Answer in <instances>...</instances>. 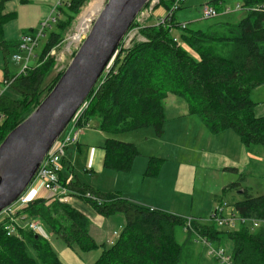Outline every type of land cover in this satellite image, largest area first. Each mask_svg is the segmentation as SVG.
<instances>
[{
    "label": "trees",
    "instance_id": "trees-1",
    "mask_svg": "<svg viewBox=\"0 0 264 264\" xmlns=\"http://www.w3.org/2000/svg\"><path fill=\"white\" fill-rule=\"evenodd\" d=\"M86 1H62L57 8L58 16L45 29L47 41L35 66L11 76L5 74L8 88L15 96L0 94L3 115L0 143L60 77L63 71L51 82L47 80L53 61L45 58V53L63 38ZM172 1L158 0L155 7L169 13ZM242 1L239 7L247 13L236 23L223 21L205 29H191L188 25L181 29L175 12L169 13L170 20L168 15L165 17L164 24L133 23L132 26H140L139 34L144 40L133 39L127 48L112 56L84 111L85 119L96 116L98 129L108 135L103 145L105 168L127 172L139 155L133 143L121 141L115 134L150 127L156 135H162L164 101L169 94L183 99L189 113L198 116L209 132L232 130L244 145L264 148V115L254 114L255 103L250 98L253 88L264 87V50L260 47L264 42V0ZM11 17L3 13L0 0V52L4 58L15 52L18 45V40L6 41L2 36V26ZM160 164L161 159L149 157L145 175H154ZM237 185L240 184L234 182L227 188ZM68 186L74 196L99 214L124 216L125 224L113 244L97 245L88 233V218L69 202L39 197L20 213L41 220L55 238L72 250L88 252L100 248L92 264H183L190 258L186 248L189 239L179 243L174 236L176 227H185L186 219L182 216L129 201L115 193L98 192L75 181ZM86 192L93 198H86ZM242 194V199L232 203L231 211L262 220L260 227L222 230L211 220L204 223L190 218L191 229L187 232L215 243L224 251L221 246L225 244L232 264H264V193L254 196L243 189ZM215 202H220L219 196ZM0 264L64 263L40 232L18 229L6 236L0 226Z\"/></svg>",
    "mask_w": 264,
    "mask_h": 264
},
{
    "label": "crops",
    "instance_id": "crops-1",
    "mask_svg": "<svg viewBox=\"0 0 264 264\" xmlns=\"http://www.w3.org/2000/svg\"><path fill=\"white\" fill-rule=\"evenodd\" d=\"M33 1L34 0H3V13L12 15V17L2 26V31L6 41H17L18 39L16 40V38L19 35L21 36L34 31L38 28L41 21L45 19H51V22H54V18L58 16V5L64 0H36L39 2L37 9L30 12L25 11L26 9L24 8L33 3ZM216 1V7H223V0ZM163 12L164 11L161 8V10L156 13L155 21L149 24H155ZM7 27V32H5V28ZM32 57H35V55ZM2 58L3 66L0 62V94L3 93L4 90V87L2 89V82L5 80V74L7 73V75L11 76L18 73L23 66L21 65L22 63L13 61L11 55H9V59L11 60L13 66L10 70L7 66L8 57L4 58L2 55ZM250 98L255 103L254 114L256 116L264 115V87L258 86L253 88L250 92ZM164 113V126H166L167 129L172 130V140L173 142H176V144L173 143L170 144V146L168 145L166 153H171L173 155L175 148H178V152L182 150L186 155L192 151L195 153H203L204 150H210L211 152L209 153V156L215 157V151L219 150L220 153H225L227 156L234 157L236 150H239L238 148L246 146L232 130H224L216 134L209 132L198 116L189 113L187 103L179 97L171 94L166 97L164 101ZM98 132L104 134L103 139L101 136H97V133L95 132L84 131L79 135L77 144L66 149L61 160L62 168L60 177L62 180L71 177V181L89 186L98 192L109 194L115 193L129 201L167 212H171L169 206L172 204L171 195L167 193L162 194L161 192L158 193L156 190L147 188V185L152 182L153 179H156L157 181L161 179V177L165 178L171 188V191L178 194L180 196L179 198L189 195L192 187V178L195 172V168H193L190 162L191 156H185L183 159L174 156L172 160H167L169 158V154H167V156H165L166 158H164V156H158V152H151L152 155H150V152L144 153L139 150V155L134 158L129 171H116L104 167L103 162L105 152L103 145L108 135L101 132L99 129ZM114 137L119 140L123 139L117 137L116 135H114ZM224 139L226 144L223 143ZM129 142L133 144L137 143L131 141ZM135 145L136 144H134V146ZM216 145H219V149L216 148ZM250 146L246 147L255 151H248L246 149L247 153L246 159L244 160L245 163H247L249 159L253 160V158H256V149L255 147ZM205 155L208 156L207 153H205ZM209 156L206 162L207 165L212 163L209 161ZM79 157L84 158V163L86 165L84 168L86 172H90L92 170L98 172H102V170L110 171L111 175L108 177H110V180L113 179L114 183H108V186H103V188H101L98 185L80 180L73 170L74 163H76ZM149 157L159 158L162 162L154 175L147 177V175H145V170ZM200 157L201 155L195 158V162H201ZM236 187L240 188L238 193L243 195L242 191L245 187L241 185H237ZM36 196L46 198L47 194L39 189ZM216 197H218V195H213L214 202ZM79 200L81 202L74 201V205H71L70 202L69 204L88 218V233L94 242L97 245L108 246L109 244L107 243V239L118 237L120 231L122 230L125 224L124 216L117 213L122 217H116L109 221V216L99 214L93 207L86 204L83 200ZM213 209V207L210 208V214ZM192 249L194 250L193 247ZM55 251L60 258L63 256L69 264H92L94 262L87 263L83 261L79 255H76L75 252L71 248L67 247L63 242L56 243Z\"/></svg>",
    "mask_w": 264,
    "mask_h": 264
},
{
    "label": "rangeland",
    "instance_id": "rangeland-1",
    "mask_svg": "<svg viewBox=\"0 0 264 264\" xmlns=\"http://www.w3.org/2000/svg\"><path fill=\"white\" fill-rule=\"evenodd\" d=\"M93 1H100L102 4L101 6H103L106 0H87L83 7L80 9L77 16L72 20L69 28L63 33V38L60 39L59 42H56L54 46H51L50 49H48L49 51L46 52L47 54L45 53L44 57H49L53 61L52 70L48 75V81L59 75L65 69L73 53L77 50L78 46L80 45L82 39L75 42L71 40V37L75 31V26L77 25L79 15L82 12L83 8L88 6V4ZM211 1L213 0H184L180 8L175 11V20H177L179 23H187L188 27L191 29H205L207 26L216 22L229 21L232 23H236L247 13L245 9H240L237 6V4L242 5V0H223V7H216L217 5H214ZM204 3H209L212 6L214 5L219 11L218 15L209 19H200L199 14ZM38 4L39 2L34 0L33 3L29 4V6H26L24 9H26L25 11L27 12H30L32 10L35 11V9H37L38 7ZM146 8H144V10ZM226 8H229L228 13H224ZM160 10L161 7H154L149 18L144 17V15L140 11L135 20H137V23L141 25L145 23H153L156 18V13ZM90 25L91 23L89 22L88 29L90 28ZM7 29L8 27L5 28V32H7ZM88 29L84 32L82 37L87 34ZM2 36L4 38L3 31ZM19 37L20 35L16 38V40L19 39ZM46 41L47 37L44 36L38 39L37 46L34 48L32 53V56L35 55V57L31 56L27 63V67L35 66L36 61L40 56L42 48L45 45ZM260 47L262 50H264V42L260 43ZM188 50L193 53L191 49ZM0 62L3 66V58L1 53ZM7 66L10 70L13 67L9 56L7 58ZM3 93L9 96H15L12 90L8 87L4 88ZM88 123L90 125V128L86 129L85 131L95 132L97 133V136H101L103 139L104 134L98 132V118L96 116H92L88 120ZM115 135L119 138H123L121 140H124V142H137L134 144L137 145L135 146L138 151L140 150L144 153L150 152V155H152L151 152H158V156H164V158H166L165 156L169 154V158L167 157V160H172L174 156L181 159H183L185 156H191L190 162L193 168H195V172L192 178V187L189 195L183 196V198H179L180 196L178 194H175V192L173 193L171 191L169 184L163 177H161L162 180L159 179L156 181V179H153L152 182L147 185V188L151 190H156L158 193L161 192L162 194L167 193L171 195L172 204L169 205L171 209L170 213L180 215L185 219L195 218L199 219L201 222L204 223L208 222L211 216L210 208H214L217 206L216 202L213 201V195L215 194L218 195L220 198V204L223 209V214H227L231 209L232 203L243 198V195L238 193V191L240 190L239 187L233 186L232 188H227L228 185L233 182H238L241 186L245 187L249 195L255 196L264 193V148L260 146L251 145L256 149V158H253V160L249 159L248 162L245 163L244 160L246 159L247 150L255 151L251 150V148H248L246 146H241L240 148H238L239 150H236L234 157L227 156L225 155V153H220L219 150L215 151V157L209 156V153L211 152L210 150H208L209 152L207 150H204L203 153H195L194 151H192L188 155H186L182 150L178 152V148H175L173 155L171 153H166L168 145L170 146V144L173 143L176 144V142H173L172 140V130L167 129L164 124L163 133L160 136L156 135L153 129L150 127L132 131H125ZM223 143L226 144L225 139ZM216 148L219 149V145H216ZM205 153L208 154L209 161L212 162L211 164L207 165L206 162L208 156L205 155ZM200 155L201 162H195V158ZM84 166L86 165L84 163V158L82 157H79L73 166V170L80 180H83L87 183H92L94 185H98L101 188H103V186H108V183H114V180H110V177H108L109 175H111L110 171L102 170V172H98L92 170L90 172H86ZM74 201L81 202L77 196H72L69 202L71 205H74ZM116 217L122 216L119 214H114L109 216L108 219H110L109 221H111L113 220V218ZM4 218L5 214L0 213V220H3ZM34 219L36 218L26 217L19 220V223L21 225H24L28 221ZM38 221L40 224V233L43 235V237L49 240V242L55 249L56 243L62 242L52 235L48 227L41 220L38 219ZM218 228L222 230L233 229V227L226 226ZM174 236L176 241L179 243H183L186 239H189V243L187 244L186 248L188 251H190V258L183 264H220L218 261L214 260L213 256L210 254V249L207 247V245L201 242L198 239V236L194 233L189 234L183 228L176 227L174 230ZM116 238L112 237V239H107V243L109 244L108 246L113 244ZM210 244L214 248L219 247L215 243ZM192 247L194 248V250L192 249ZM221 247L225 249L226 254L228 251L227 246L225 244H222ZM73 251L76 255H79L81 259L87 263H92L93 261H95V259L100 254V248L92 249L88 252H83L80 251L78 248H74ZM60 259L64 264H69L63 256H61Z\"/></svg>",
    "mask_w": 264,
    "mask_h": 264
},
{
    "label": "water",
    "instance_id": "water-1",
    "mask_svg": "<svg viewBox=\"0 0 264 264\" xmlns=\"http://www.w3.org/2000/svg\"><path fill=\"white\" fill-rule=\"evenodd\" d=\"M150 0H106L60 77L0 143V213L29 186L45 154L85 101Z\"/></svg>",
    "mask_w": 264,
    "mask_h": 264
},
{
    "label": "built area",
    "instance_id": "built-area-1",
    "mask_svg": "<svg viewBox=\"0 0 264 264\" xmlns=\"http://www.w3.org/2000/svg\"><path fill=\"white\" fill-rule=\"evenodd\" d=\"M184 2V0H173L170 8V12H175L179 9V6ZM158 3V0H150L148 5L141 10V13L144 17L149 18L152 12V9ZM238 8L239 5H237ZM229 8L225 9L224 13H228ZM165 11L158 18L157 23L164 24L165 17L168 15L167 20H170V14ZM218 15L216 8L209 3H204L200 12V19H209ZM53 21V20H52ZM51 19H45L41 21L37 29L32 32L23 34L19 37L17 43V49L11 54V58L15 62L22 63V69L27 68V63L32 56L34 48L37 46L38 39L43 37L45 34V29L50 27ZM133 23H137L135 20ZM132 23V25H133ZM139 24V23H138ZM130 26L127 32L124 34L119 49L127 48L133 39L144 40V38L139 34V25ZM181 29L187 27V23H180L179 26ZM174 41L176 37L174 36ZM107 68V66H106ZM103 73L106 72V69ZM102 73V74H103ZM102 76L97 80L94 88L99 82H101ZM3 87L6 88L9 85V81L4 80L2 82ZM94 90V89H93ZM92 90V91H93ZM91 91V92H92ZM90 95V94H89ZM89 95L85 101L80 105L75 114L71 117L67 125L64 127L63 131L53 142L44 158L42 159L40 165L38 166L29 186L25 191L10 205H8L1 213L5 214V218L0 220V226H2L5 231L6 236L13 235L18 229H27L34 233L40 232V224L38 219L30 220L26 224L21 225L19 220L26 218L20 212L24 209L32 200L39 198L36 196L37 191L46 192L47 199L49 201L57 202H69L71 197L74 196L69 189V184L71 182V177H68L64 180L60 177V172L62 168L61 160L65 154V151L68 147L76 145L79 139V135L90 128L88 120L84 117V111L89 104ZM3 115L0 114V121L2 120ZM86 198H93L90 193H85ZM210 220L217 227H238V226H247L250 230H254L263 224L262 220L255 218H247L236 214L234 211H230L227 214H223V209L220 202L214 207L211 212ZM191 219H186V224L184 230L191 229ZM198 236V235H197ZM198 239L207 245L210 249V254L213 256L214 260L218 261L220 264H232L231 257L228 253L225 254V251L220 248H214L211 246V242L206 240L203 237L198 236Z\"/></svg>",
    "mask_w": 264,
    "mask_h": 264
},
{
    "label": "bare ground",
    "instance_id": "bare-ground-1",
    "mask_svg": "<svg viewBox=\"0 0 264 264\" xmlns=\"http://www.w3.org/2000/svg\"><path fill=\"white\" fill-rule=\"evenodd\" d=\"M101 5L102 4L100 1H93L88 4V6L83 8L82 12L79 15L77 25L75 26V31L71 37L72 41L77 42L81 40L82 35L89 27V22L91 23V21L97 16L96 14H98L102 9Z\"/></svg>",
    "mask_w": 264,
    "mask_h": 264
}]
</instances>
